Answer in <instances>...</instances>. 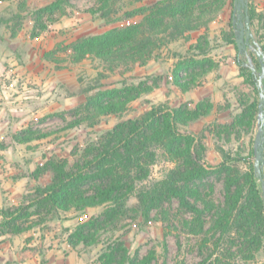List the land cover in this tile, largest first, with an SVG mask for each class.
I'll return each mask as SVG.
<instances>
[{"label": "rangeland", "instance_id": "1", "mask_svg": "<svg viewBox=\"0 0 264 264\" xmlns=\"http://www.w3.org/2000/svg\"><path fill=\"white\" fill-rule=\"evenodd\" d=\"M103 1L0 0V30L5 37L0 46V264H101L104 253L117 242L139 259L151 258L153 253L146 264L199 263L200 238L189 234L183 224L193 213L176 198L165 200L148 219L135 197L113 218L105 214L109 205L70 211L33 205L36 189L52 182L50 163L81 165L102 135L120 123L142 118L155 106L203 105L207 115L182 129L202 142L208 165L222 161L219 148L246 158L240 163L243 172L254 165L257 117L252 121L249 106L259 101V93L240 76L236 49L225 42L235 0H229L205 34L194 32L190 41L172 42L154 51L145 64L117 65L94 56L76 62L69 49L72 43L140 24L141 11L160 0H111L109 17L102 15ZM250 8L259 16L251 24L255 41L264 46V0H250ZM201 37L207 44L198 52L193 48ZM202 54L214 67L198 78L197 85L183 91L173 78L175 64L180 58L201 59ZM248 55L255 56L250 49ZM191 72L184 71L183 77L189 79ZM127 88L142 93L126 111L98 114L96 105L102 98L118 99ZM147 89L152 90L146 93ZM155 150L156 163L149 178L138 183L140 187L165 179L175 166L163 149ZM204 183L205 193L223 203L224 177L214 174ZM2 210H11L19 219L6 222ZM90 222L85 232L98 243L71 245L70 237ZM19 227L29 229L17 233ZM256 259L264 263V252Z\"/></svg>", "mask_w": 264, "mask_h": 264}, {"label": "trees", "instance_id": "2", "mask_svg": "<svg viewBox=\"0 0 264 264\" xmlns=\"http://www.w3.org/2000/svg\"><path fill=\"white\" fill-rule=\"evenodd\" d=\"M110 1H103V17H109ZM228 2L160 0L141 11L143 21L140 24L77 40L69 49L76 62L94 56L117 65L131 62L145 64L154 51L180 39L190 41L194 32L205 34ZM60 4H54L52 12ZM249 14L253 25L259 16L254 8H250ZM229 28L231 32L225 42L236 49L235 61L240 76L258 92L256 76L249 66H244L247 57L237 50L232 20ZM197 43L193 49L204 51L206 39L201 37ZM261 48L264 51V46ZM202 55L201 59L197 56L180 58L175 64L173 78L183 91L197 85L198 78L210 73L214 67L212 60L206 54ZM252 58L260 71L257 58L254 55ZM189 70L193 74L185 79L183 72ZM151 90L145 91L148 93ZM141 93L134 88H127L118 99L105 101L102 98L96 105L97 112L100 116L118 115L126 111L128 104ZM249 111L252 121L255 120L258 101L249 106ZM206 115L203 105L191 109L187 104L178 108L162 104L153 107L138 120L120 123L102 135L96 145L89 147L81 165L70 168L67 161L50 163V169H47L53 172L52 182L36 189L33 205L40 209L49 207L51 211L85 210L109 205L105 214L113 218L119 217L121 211L127 209L128 200L135 197L139 210L148 219L154 210L163 207L165 200L176 198L182 208L193 213L192 219L185 220L183 224L189 234L200 238L198 250L201 260L198 264H264L256 259L257 255L264 252V198L261 184L254 175V167L250 165L249 170L243 172L240 163L246 158L233 156L223 148L218 150L222 161L216 166H209L202 142L182 129ZM157 148L163 149L175 166L165 179L150 187H140L139 184L149 178L150 167L156 163ZM214 174L224 177V202L221 204H217L209 192L205 193L207 188L204 182ZM88 185L91 188L87 189ZM192 199L195 202H191ZM20 209H17L16 214L20 215ZM1 215L6 222L8 219H14V222L19 219L14 218L15 213L11 210H2ZM207 216H211L210 222ZM91 224H84L77 229L70 237L71 245L98 243L96 238L85 232ZM25 229L29 227H19L16 232ZM150 257H154V254L151 253ZM151 258L133 257L123 243L117 242L108 248L99 262L146 264Z\"/></svg>", "mask_w": 264, "mask_h": 264}, {"label": "water", "instance_id": "3", "mask_svg": "<svg viewBox=\"0 0 264 264\" xmlns=\"http://www.w3.org/2000/svg\"><path fill=\"white\" fill-rule=\"evenodd\" d=\"M250 0L234 1V16L232 19L235 42L239 54L245 55L248 59L244 66H249L257 79V88L259 93L258 112H257V133L254 140L253 160L254 175L261 184L262 195L264 198V51L260 44L255 41L251 30V17L249 14ZM254 52L259 64L260 71L257 70L252 56L248 51Z\"/></svg>", "mask_w": 264, "mask_h": 264}, {"label": "crops", "instance_id": "4", "mask_svg": "<svg viewBox=\"0 0 264 264\" xmlns=\"http://www.w3.org/2000/svg\"><path fill=\"white\" fill-rule=\"evenodd\" d=\"M4 38V39H3ZM5 42V37L3 36V32L2 30H0V46H2V44ZM189 94V92L187 93Z\"/></svg>", "mask_w": 264, "mask_h": 264}]
</instances>
